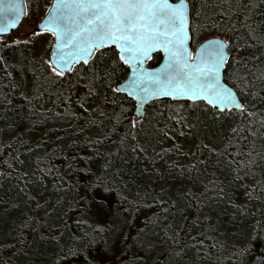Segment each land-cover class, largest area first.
<instances>
[{
	"label": "trees",
	"instance_id": "obj_1",
	"mask_svg": "<svg viewBox=\"0 0 264 264\" xmlns=\"http://www.w3.org/2000/svg\"><path fill=\"white\" fill-rule=\"evenodd\" d=\"M33 1L26 0L28 8ZM188 1L193 27L207 25L194 34L192 47L224 37L230 53L225 81L247 97L251 111L264 112V0ZM37 42L4 53L12 79L0 69V264H56L62 247L83 250L89 237L97 241L89 250L96 264H145L139 243L145 238L160 241L147 264H177L167 255L176 234L188 245L179 264H249L256 253L264 264L259 115L158 99L138 117L132 98L94 79L112 72L114 47L74 66L80 79L73 90L67 81L37 85L38 61L47 58ZM161 60L155 53L149 65ZM127 74L126 66H117V83ZM133 118L142 120L134 129ZM137 142L145 152L132 151ZM129 201L140 207L122 235L96 231L118 226L119 209Z\"/></svg>",
	"mask_w": 264,
	"mask_h": 264
},
{
	"label": "snow or ice",
	"instance_id": "obj_2",
	"mask_svg": "<svg viewBox=\"0 0 264 264\" xmlns=\"http://www.w3.org/2000/svg\"><path fill=\"white\" fill-rule=\"evenodd\" d=\"M26 11L24 0H0V69H3L5 78L12 79L13 73L8 71L4 53L21 45L30 49L35 39L41 36L52 37L54 46L46 59L38 61L40 76L36 77V84L45 79H51L53 83L67 81L70 90L80 79V69H74V64L88 65L100 49L114 47L118 59L112 72H98L94 76V79L105 82L113 94L126 93L138 103L149 96L186 99L193 104L203 101L220 113L236 110L245 118L259 115L260 126L264 128V112L251 111L245 103L247 97L241 99L223 80L222 72L229 62L226 41L212 38L201 43L195 52L190 48L189 42L194 34L207 25L193 27L188 0H55L35 29L12 36ZM156 52L163 53L162 65L146 69V62ZM29 63L36 61L29 59ZM117 66L128 69L129 75L123 83H117ZM72 76H76V80H72ZM113 83H116L115 87L111 86ZM89 91L91 94L93 90L90 88ZM138 123L142 124L139 118L129 120L133 129ZM254 123L249 121V124ZM252 134L255 135V132ZM132 139L137 141V136L133 135ZM132 151L143 153L146 149L137 142ZM85 183L89 191L95 190V183ZM139 207L129 201L127 208L119 209L121 219L117 222L118 226L101 227L96 231H116L122 235ZM169 239L173 248L167 255L174 257L179 264L186 255L188 245L181 242L179 234ZM96 242L92 237L87 238L83 250L78 245L62 247L56 264H96L89 251ZM139 243L147 264V259L157 250L160 241L145 238ZM104 244L105 251H110L107 240Z\"/></svg>",
	"mask_w": 264,
	"mask_h": 264
},
{
	"label": "water",
	"instance_id": "obj_3",
	"mask_svg": "<svg viewBox=\"0 0 264 264\" xmlns=\"http://www.w3.org/2000/svg\"><path fill=\"white\" fill-rule=\"evenodd\" d=\"M24 2L26 3V1L24 0ZM54 2H55V0H51V3H50V6L49 7H51L53 4H54ZM188 3H189V1H188ZM189 8H190V4H189ZM27 12V11H26ZM25 15H26V13H25ZM25 15L23 16V18H22V22H23V20H24V18H25ZM45 15V14H44ZM21 22V23H22ZM41 22V20L37 23V25L39 24ZM21 23H20V25H21ZM19 25V26H20ZM36 25V26H37ZM36 26L34 27V29L36 28ZM15 31H13V33H14ZM12 33V34H13ZM212 38H218V39H223V40H225L226 41V43H227V51H228V55H229V58H230V53H229V50H228V41L224 38V37H222V36H220V35H213V36H209V37H207V38H205V39H203L201 42H199V44L195 47V48H193L192 47V45H191V41L189 42V45H190V48L192 49V51L193 52H195V50H196V48H198L199 47V45L201 44V43H203V42H205L206 40H208V39H212ZM53 46H54V43H53ZM51 52V51H50ZM156 53H161L162 54V60L160 61V63H158L157 65H155V66H150L149 65V61L151 60H148L147 62H146V64H145V68L146 69H149V70H151V69H156V68H159L161 65H162V63H163V53L162 52H156ZM155 54V53H154ZM153 54V55H154ZM75 65H77V64H74L73 65V68H74V66ZM225 67H226V65H225ZM224 70H225V68H224ZM224 70H223V72H222V76H223V80H224V82L225 83H227L226 81H225V79H224ZM129 75V72H128V74H127V76ZM127 76L121 81V82H119V83H123L124 81H125V79L127 78ZM227 85L230 87V88H232L233 89V91H235V92H237L230 84H228L227 83ZM124 94H126V93H124ZM127 95V94H126ZM128 96V95H127ZM129 97V96H128ZM131 98V97H130ZM133 99V98H132ZM158 99H171V100H173L172 98H170V97H159V98H155V97H151V96H149V97H147L146 99H144V100H142V101H140L139 103H138V101L137 100H135V99H133L134 101H135V103H136V107H135V114H136V116H138V117H141V116H143L144 114H145V111H146V107H147V105L149 104V103H151L152 101H154V100H158ZM174 101H189V100H186V99H179V100H174ZM190 102H192V101H190ZM0 176H1V167H0ZM164 259V256L163 257H161L160 258V260H163ZM153 264H160V262H156V263H153ZM250 264H263V254L262 253H256L254 256H253V258L251 259V261H250Z\"/></svg>",
	"mask_w": 264,
	"mask_h": 264
},
{
	"label": "rangeland",
	"instance_id": "obj_4",
	"mask_svg": "<svg viewBox=\"0 0 264 264\" xmlns=\"http://www.w3.org/2000/svg\"><path fill=\"white\" fill-rule=\"evenodd\" d=\"M50 0H34L30 7H27V15L24 18L23 22L21 25L18 27V29L12 34V36H15L17 32H24L27 30L34 29V27L37 25V23L41 20L43 15L45 14L47 10V6L49 4ZM38 42H37V51L38 53H44L47 56L49 55L51 49V43H52V37L50 36H41L38 37ZM254 255H252L249 259V264L251 259L253 258Z\"/></svg>",
	"mask_w": 264,
	"mask_h": 264
},
{
	"label": "flooded vegetation",
	"instance_id": "obj_5",
	"mask_svg": "<svg viewBox=\"0 0 264 264\" xmlns=\"http://www.w3.org/2000/svg\"><path fill=\"white\" fill-rule=\"evenodd\" d=\"M48 9V8H47ZM47 11V10H46ZM46 13V12H45ZM26 15H27V13H26ZM26 17V16H25Z\"/></svg>",
	"mask_w": 264,
	"mask_h": 264
},
{
	"label": "bare ground",
	"instance_id": "obj_6",
	"mask_svg": "<svg viewBox=\"0 0 264 264\" xmlns=\"http://www.w3.org/2000/svg\"><path fill=\"white\" fill-rule=\"evenodd\" d=\"M161 263V262H160Z\"/></svg>",
	"mask_w": 264,
	"mask_h": 264
}]
</instances>
